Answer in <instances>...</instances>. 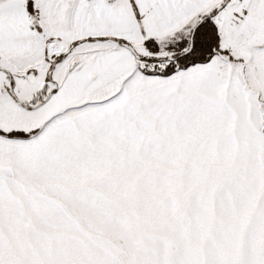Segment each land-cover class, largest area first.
Masks as SVG:
<instances>
[{
  "label": "snow or ice",
  "instance_id": "snow-or-ice-1",
  "mask_svg": "<svg viewBox=\"0 0 264 264\" xmlns=\"http://www.w3.org/2000/svg\"><path fill=\"white\" fill-rule=\"evenodd\" d=\"M0 264H264V0H0Z\"/></svg>",
  "mask_w": 264,
  "mask_h": 264
}]
</instances>
